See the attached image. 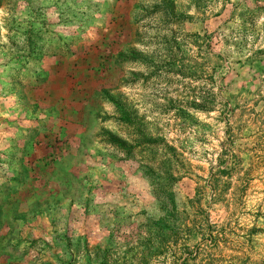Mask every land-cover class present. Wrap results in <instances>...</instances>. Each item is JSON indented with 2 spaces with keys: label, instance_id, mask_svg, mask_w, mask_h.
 I'll list each match as a JSON object with an SVG mask.
<instances>
[{
  "label": "rangeland",
  "instance_id": "1",
  "mask_svg": "<svg viewBox=\"0 0 264 264\" xmlns=\"http://www.w3.org/2000/svg\"><path fill=\"white\" fill-rule=\"evenodd\" d=\"M0 264H264V0H0Z\"/></svg>",
  "mask_w": 264,
  "mask_h": 264
}]
</instances>
